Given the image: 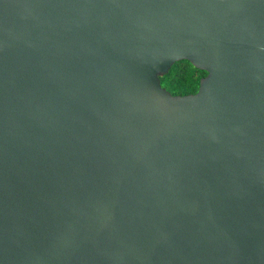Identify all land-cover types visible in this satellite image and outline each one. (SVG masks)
Returning <instances> with one entry per match:
<instances>
[{
  "label": "water",
  "instance_id": "1",
  "mask_svg": "<svg viewBox=\"0 0 264 264\" xmlns=\"http://www.w3.org/2000/svg\"><path fill=\"white\" fill-rule=\"evenodd\" d=\"M0 264H264V0H0Z\"/></svg>",
  "mask_w": 264,
  "mask_h": 264
},
{
  "label": "trees",
  "instance_id": "2",
  "mask_svg": "<svg viewBox=\"0 0 264 264\" xmlns=\"http://www.w3.org/2000/svg\"><path fill=\"white\" fill-rule=\"evenodd\" d=\"M205 73L193 69L187 61L173 63L165 76L160 79L162 89L173 96L195 95L199 81Z\"/></svg>",
  "mask_w": 264,
  "mask_h": 264
}]
</instances>
